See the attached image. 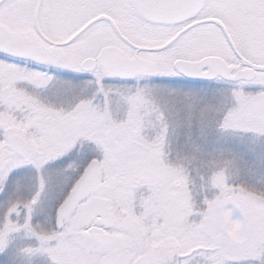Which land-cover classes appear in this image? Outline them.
I'll return each instance as SVG.
<instances>
[{
	"label": "snow or ice",
	"instance_id": "6c2138e0",
	"mask_svg": "<svg viewBox=\"0 0 264 264\" xmlns=\"http://www.w3.org/2000/svg\"><path fill=\"white\" fill-rule=\"evenodd\" d=\"M0 264H264V0H0Z\"/></svg>",
	"mask_w": 264,
	"mask_h": 264
}]
</instances>
